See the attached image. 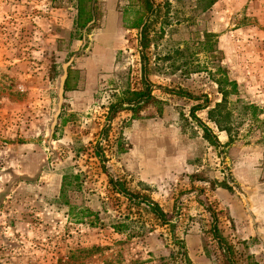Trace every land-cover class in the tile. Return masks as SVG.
<instances>
[{"label":"rangeland","instance_id":"374dc122","mask_svg":"<svg viewBox=\"0 0 264 264\" xmlns=\"http://www.w3.org/2000/svg\"><path fill=\"white\" fill-rule=\"evenodd\" d=\"M209 1L156 0L147 53L162 112L108 122L117 95L141 88L138 31L119 11L130 0H97L79 32L51 21L58 1L0 0V264H264V0ZM68 66L77 86L63 91ZM226 78L228 131L208 117ZM205 101L195 116L216 144L190 113ZM102 165L171 223L115 193Z\"/></svg>","mask_w":264,"mask_h":264},{"label":"trees","instance_id":"16d2710c","mask_svg":"<svg viewBox=\"0 0 264 264\" xmlns=\"http://www.w3.org/2000/svg\"><path fill=\"white\" fill-rule=\"evenodd\" d=\"M97 0H77V15L73 22V28L75 31H88L92 25L97 20V9H96ZM213 3V0L209 1ZM161 6L156 2V0H130V3L124 7H120L119 11L122 15L123 25L127 28L136 29L138 31V53L140 58V71H141V88L137 90L130 89L129 87L124 88L118 95L114 102H112L108 108L107 120L108 122L113 119L119 111L128 110L132 113V117H139L141 112L149 107L156 108L158 113L162 112V105L164 102L160 100L154 93V84L150 79V74L152 71L150 61L148 58L147 51L150 49L153 42L159 37L157 36L158 31L153 30L152 22L157 15H159ZM161 33V31H160ZM155 45V44H154ZM74 69L71 66H68L66 69V77L63 82L62 90L70 91L74 89L77 85L72 82V77ZM219 92L222 94V100L215 104V106L208 110V117L213 121L219 130L228 131L229 128L225 125H222V122L226 119H229L232 114V109L227 107L228 95L237 94L238 87L237 83L234 80H224L216 81ZM228 85L229 89L225 86ZM176 94L188 96L194 100H198V97L184 93V91L178 90L174 91ZM244 110H247L251 115H256L257 106L253 104H244L242 105ZM208 107L207 101L203 103H196L190 109L191 116L195 119L198 125L203 130L205 137L213 144H216V136L213 135L211 129L205 125L200 119L195 116V112L198 110L206 109ZM109 125L102 129L101 135L102 138L107 136V128ZM231 139V137H230ZM95 154L99 157L100 162L104 161V154L99 147V144L95 146ZM103 171L108 176V182L110 183L111 189L128 200L131 204L141 205L145 204L152 215L160 220L163 224H169L172 221V215H168L166 211L153 199L140 195L134 192H131L125 187L123 181L114 178L110 173L105 169V166L102 165ZM69 175H64L63 182L61 185V194L63 195L66 189V186L70 184ZM212 225L211 232L218 242H222L224 237L220 234V229L217 226V217L215 212H212ZM116 230H122L123 226L118 225L114 227ZM175 241L179 242L177 238ZM182 243V241H180Z\"/></svg>","mask_w":264,"mask_h":264},{"label":"crops","instance_id":"0c3cea01","mask_svg":"<svg viewBox=\"0 0 264 264\" xmlns=\"http://www.w3.org/2000/svg\"><path fill=\"white\" fill-rule=\"evenodd\" d=\"M57 1L59 2L58 4H60L62 8L55 10V11H52V12L56 16L59 15L60 18L52 17L51 21L55 22V23L57 21L67 23L68 29H71L73 27L74 19L77 15V9H76L77 0H72V2H69L70 0H52V2L54 4H56ZM61 1H62V4H61ZM110 16H111V14H110ZM66 69H67V67H66ZM65 77H66V72L64 74V78L62 81V86H63V82H64Z\"/></svg>","mask_w":264,"mask_h":264}]
</instances>
